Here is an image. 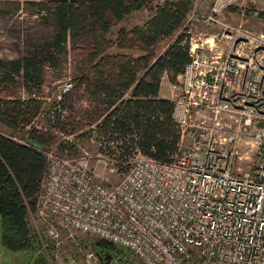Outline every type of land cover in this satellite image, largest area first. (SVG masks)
Returning a JSON list of instances; mask_svg holds the SVG:
<instances>
[{"label": "built area", "instance_id": "1", "mask_svg": "<svg viewBox=\"0 0 264 264\" xmlns=\"http://www.w3.org/2000/svg\"><path fill=\"white\" fill-rule=\"evenodd\" d=\"M237 1L189 2L180 29L189 61L172 99L179 141L169 159L136 150L120 162L93 139V152L39 149L47 167L31 223L42 250L79 232L141 264H264V34L224 21ZM209 27L220 32L208 34ZM71 87L70 79L58 85L45 113L61 112ZM98 164L122 177L107 184ZM113 263L121 264L87 249L80 262L54 264Z\"/></svg>", "mask_w": 264, "mask_h": 264}, {"label": "trees", "instance_id": "2", "mask_svg": "<svg viewBox=\"0 0 264 264\" xmlns=\"http://www.w3.org/2000/svg\"><path fill=\"white\" fill-rule=\"evenodd\" d=\"M23 2L42 24L52 27L49 51L44 56L0 59V86L19 80L26 91L40 92L45 64L54 65L68 50L74 74L72 87L63 94L61 112L51 108L52 113L47 112L51 118L44 107L43 127L31 125L41 113L40 100L0 97V126L11 135L20 132L27 142L19 143L0 131V244L12 252L40 247L28 223L47 167L39 149L57 144L67 154H77L93 139L120 162L136 150L159 160L175 153L179 130L172 117L173 101L161 97L159 90L164 76L175 82L189 61L180 29L190 0H162L136 23H128L129 17L144 11L148 0ZM259 15L264 18V12ZM166 39L165 48L159 50ZM77 100L83 102L79 109ZM60 133L72 138L62 139ZM96 247L117 263L141 264L129 262L128 251L112 243L97 240Z\"/></svg>", "mask_w": 264, "mask_h": 264}, {"label": "rangeland", "instance_id": "3", "mask_svg": "<svg viewBox=\"0 0 264 264\" xmlns=\"http://www.w3.org/2000/svg\"><path fill=\"white\" fill-rule=\"evenodd\" d=\"M159 2L161 0H148L146 9L144 11H137L131 15L128 23H136L145 18L152 11L153 6ZM262 12H264V0H238L225 10L222 17L224 21L234 26L240 25L252 32L264 34V18L259 15ZM205 31L208 34L220 32L216 27L206 28ZM52 36V27L42 24L34 13V9L27 6L23 0H0V59L8 61L20 59L26 55L44 56L49 51L47 45ZM168 41L166 39L161 42L159 50H163ZM72 70V54L68 50L67 53L58 55L54 65L45 64L40 92L36 90L32 92L31 90L26 91L21 87V81L17 80L16 82L0 86V97L11 95L12 98H37L41 101L42 113L44 106L48 102V97L51 96L57 86L63 81L71 79L70 77L74 74ZM160 87L161 91L159 95L172 100L180 91V79L177 77L175 82H170L167 76H164ZM80 105H83V102L77 100L76 106L78 109ZM43 118L39 116L35 121H32L31 125L38 128L46 126ZM0 131L5 134L12 132L4 126H0ZM17 134L15 136L20 137L19 134L21 133ZM81 146L91 152L94 151V147L91 144H83ZM59 151L63 154L69 153L66 149H59ZM96 171L103 174V181L107 184L116 183L122 177L121 173L109 174L107 168H104V164L96 165ZM105 172L108 174L106 175ZM31 212L32 210L28 214V223L32 230L34 227L31 223ZM72 234L73 237L63 240L59 245H56L54 242L48 243V246L43 248V250L36 244L37 248L33 252H12L0 244V264H54L59 262L61 258L64 263L70 260L80 262L83 251L87 249L102 251L96 247V241L100 240L99 238L79 232H73ZM38 235L40 238L41 234H37L36 237ZM107 254L110 255L109 253ZM125 254L129 262H138L129 252L125 251Z\"/></svg>", "mask_w": 264, "mask_h": 264}, {"label": "crops", "instance_id": "4", "mask_svg": "<svg viewBox=\"0 0 264 264\" xmlns=\"http://www.w3.org/2000/svg\"><path fill=\"white\" fill-rule=\"evenodd\" d=\"M161 2H162V0H161ZM153 7H154V6H153ZM165 46H166V45H165ZM164 48H165V47H164ZM164 48H163V49H164ZM160 91H161V87H160V90H159V94H160Z\"/></svg>", "mask_w": 264, "mask_h": 264}, {"label": "water", "instance_id": "5", "mask_svg": "<svg viewBox=\"0 0 264 264\" xmlns=\"http://www.w3.org/2000/svg\"><path fill=\"white\" fill-rule=\"evenodd\" d=\"M107 263H109V261L107 260ZM114 264V263H113Z\"/></svg>", "mask_w": 264, "mask_h": 264}]
</instances>
